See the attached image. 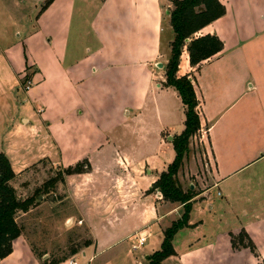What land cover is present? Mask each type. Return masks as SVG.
<instances>
[{"label":"crops","instance_id":"0c3cea01","mask_svg":"<svg viewBox=\"0 0 264 264\" xmlns=\"http://www.w3.org/2000/svg\"><path fill=\"white\" fill-rule=\"evenodd\" d=\"M45 1L31 0L23 35L0 47V135L36 134L39 149L31 162L25 139L3 143L0 153L14 180L40 160L88 166L66 176L65 199L74 207L66 218L85 225L90 239L56 264H116L103 257L141 232L146 245L157 231L159 244L141 252L149 264L183 214V205L149 191L172 160L169 137L184 130V106L165 85L170 2L54 0L41 10ZM218 1L225 14L196 36L217 37L223 50L191 67L184 48L177 72L196 94L206 167L196 177L198 168L187 164L177 177L183 190L196 187L187 182L192 176L205 186L191 200L189 226L172 239L174 255L161 264H264V0ZM28 78L33 86L24 91ZM33 210L20 213L21 234L0 264L53 262L35 252V232H26ZM240 234L255 253L233 249Z\"/></svg>","mask_w":264,"mask_h":264},{"label":"trees","instance_id":"16d2710c","mask_svg":"<svg viewBox=\"0 0 264 264\" xmlns=\"http://www.w3.org/2000/svg\"><path fill=\"white\" fill-rule=\"evenodd\" d=\"M53 1L46 0L41 10L46 9ZM169 1L173 6V10L169 13L173 40L170 43V57L165 67V85L173 88L180 97L184 106L185 121L182 133L173 137L171 142L175 152L174 160L159 175L149 191H159L164 200L183 205V214L164 231L161 247L149 257V264H161L165 258L174 255L172 239L179 230L189 226L191 200L194 197L193 190L190 187L183 190L177 178L184 159L189 154V141L200 130V119L196 112L198 101L191 81L187 76L177 77L180 57L185 48L190 66L197 67L223 50V43L217 37L196 36L200 30L225 14V9L218 0ZM85 166L86 163H78L74 167H69L65 170V175L83 173L86 170ZM14 178L15 174L9 160L0 153V262L11 254L12 242L21 234L17 216L33 208L38 197L36 193V197L20 198L11 185ZM232 247L233 249L249 248L252 253L256 252L254 245L245 234H240L237 239L232 238ZM76 252L77 250L72 251L73 254Z\"/></svg>","mask_w":264,"mask_h":264},{"label":"rangeland","instance_id":"374dc122","mask_svg":"<svg viewBox=\"0 0 264 264\" xmlns=\"http://www.w3.org/2000/svg\"><path fill=\"white\" fill-rule=\"evenodd\" d=\"M22 1L23 0H0V47L5 46L8 39L10 42L11 39L15 38L16 34L20 33L22 36V29L26 28L24 25L29 23L27 17L32 14L33 4L31 0H27L25 3H22ZM169 5L170 8L166 9H168L170 13V11L173 10V6L171 2ZM183 57L186 58V55L184 54ZM2 64L5 65L4 62ZM138 135H140V130H138ZM36 137H38L36 134L35 136L14 135L11 138L0 135V149H2L1 145L3 143L7 144L9 142L14 144V146H19L25 139L30 149L29 151L27 150V153H30L29 157H31V160L29 162H31L36 158L35 156L39 149L35 142L37 139ZM128 139L131 138L129 137ZM195 139L197 140L196 143L193 142L191 147L189 145V155L184 159V167L181 172H185L187 168L186 165L188 164V167L195 166L196 169L198 168L196 177H200L202 176L201 173L206 172L204 163L205 155L202 147H200L198 143V137L196 136ZM138 145H141L139 139ZM170 155L173 157L169 164L173 161L174 152L172 151ZM164 156H166V154H164ZM164 156H161V158L164 159ZM83 163L85 162H81V164ZM65 170L66 169H60L56 166L53 160L52 165L46 160H40L30 165L24 171V175L21 178L11 182V184L16 187L17 195L21 198L36 197L37 193L38 197L33 206L34 210L25 218L26 221L24 224L27 228L26 232H35V240L41 243L36 245L35 252L40 256L46 255L45 259L52 261L74 256L77 253L73 254L72 251L77 250L78 252L84 243L90 239L88 229L85 225L77 221V219H74V221L70 219L71 221L66 224V220L68 219L66 217L74 214V207L70 200L65 199V178L67 176L65 175ZM153 175H155V172H153ZM187 182H191L196 186L193 190L194 196L196 192H201L205 186L204 182L194 176L189 177ZM185 185L187 184L185 183ZM211 194L212 196L214 195V193ZM18 217H20V214L17 218ZM20 221H22V219L18 220V224H22ZM158 235L159 232L154 231L151 238H149V242L137 252H132L129 246L130 242L125 241L115 246V248L109 252V255L103 258L109 257L111 259H116V264H137V261H139L140 264H144L145 261L142 259L141 252L142 250L157 246V244H159Z\"/></svg>","mask_w":264,"mask_h":264},{"label":"built area","instance_id":"2783aa9c","mask_svg":"<svg viewBox=\"0 0 264 264\" xmlns=\"http://www.w3.org/2000/svg\"><path fill=\"white\" fill-rule=\"evenodd\" d=\"M32 86H33V82L31 80H26L24 83L23 89L24 91H28L29 89L32 88ZM156 197L157 199L162 198L159 191H156ZM70 221H71L70 219H67L66 224L69 223ZM147 238H148V235L142 232L132 236V240L130 242L131 250L133 252L140 250L145 245Z\"/></svg>","mask_w":264,"mask_h":264},{"label":"water","instance_id":"95a60500","mask_svg":"<svg viewBox=\"0 0 264 264\" xmlns=\"http://www.w3.org/2000/svg\"><path fill=\"white\" fill-rule=\"evenodd\" d=\"M172 139H171V137H169V141H171ZM191 189H192V186H191ZM146 259H148V257H146Z\"/></svg>","mask_w":264,"mask_h":264}]
</instances>
